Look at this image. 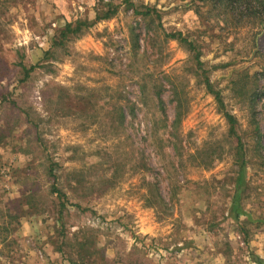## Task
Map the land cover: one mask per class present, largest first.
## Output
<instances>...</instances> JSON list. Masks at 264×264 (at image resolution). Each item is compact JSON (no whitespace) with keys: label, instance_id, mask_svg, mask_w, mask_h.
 Returning <instances> with one entry per match:
<instances>
[{"label":"rangeland","instance_id":"374dc122","mask_svg":"<svg viewBox=\"0 0 264 264\" xmlns=\"http://www.w3.org/2000/svg\"><path fill=\"white\" fill-rule=\"evenodd\" d=\"M128 2L0 0V264H264V25Z\"/></svg>","mask_w":264,"mask_h":264},{"label":"trees","instance_id":"16d2710c","mask_svg":"<svg viewBox=\"0 0 264 264\" xmlns=\"http://www.w3.org/2000/svg\"><path fill=\"white\" fill-rule=\"evenodd\" d=\"M200 1L205 2V0H200ZM218 1L221 2V4H223L225 13L230 17H232L234 20H236V22H242L244 20H248V21L258 22L260 25H264V0H218ZM123 3L129 4L128 0H123ZM113 13L114 12H112L111 14L106 13L103 16L96 17L95 20L90 24H86V23L78 24L74 30H70L69 26H67L64 30V33H62V37L66 33H71V34L80 33L82 29H87L99 21L109 19ZM141 15L145 17L154 16L156 19H159L158 13L153 8H148V7L145 8V11L142 12ZM166 37L171 40H176L181 44H187L191 51L194 50L193 46L190 43H188L178 32L166 34ZM194 53H195L194 61L197 67L201 69V62L199 61L200 55L197 52ZM36 67L37 66H32L25 71L28 74L34 71ZM202 75H204V72H202ZM204 84L207 92L214 97L215 101L220 105V108L224 109L219 93L212 89V86L206 77L204 78ZM250 101H251L250 103H253L254 98H252ZM224 117L226 118L227 123L229 125V135L235 136L236 135L235 119L226 112H224ZM255 129L257 130L256 125H255ZM258 136H260L259 133ZM54 193L56 194V196L65 200V196L56 188H54Z\"/></svg>","mask_w":264,"mask_h":264}]
</instances>
